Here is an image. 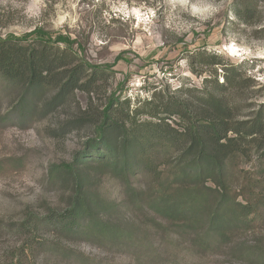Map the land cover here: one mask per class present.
<instances>
[{"label": "trees", "instance_id": "16d2710c", "mask_svg": "<svg viewBox=\"0 0 264 264\" xmlns=\"http://www.w3.org/2000/svg\"><path fill=\"white\" fill-rule=\"evenodd\" d=\"M256 8L245 0L233 11L253 25ZM39 33L0 39V77L24 88L19 116H36L43 89L53 91L44 110L83 93L88 100L78 104L71 127L89 126L93 134L71 161L52 169L69 190L63 212L23 228L36 235L47 224L86 240L106 234L113 247L135 249L139 264H159L157 252L171 235L188 238L200 253L234 241L242 220L264 204V181L243 173V163L264 159V104L240 103L254 96L255 78L202 50L188 57L202 86L149 89L134 100L110 92L106 71L83 61L73 43ZM105 177L115 195L101 190ZM60 245L27 244L0 264H63Z\"/></svg>", "mask_w": 264, "mask_h": 264}, {"label": "rangeland", "instance_id": "374dc122", "mask_svg": "<svg viewBox=\"0 0 264 264\" xmlns=\"http://www.w3.org/2000/svg\"><path fill=\"white\" fill-rule=\"evenodd\" d=\"M238 1L245 2L0 0V39L30 34L26 39L32 40L39 38V32L65 39L83 61L106 71L110 92L134 100L148 97L149 89L202 86L203 78L191 71L188 57L207 50L240 64L255 78L254 96L243 97L241 104H264V0H254L253 25L235 16ZM23 91L0 77V261L27 244L48 241L61 244L63 264H139L135 249L113 247L106 234L98 232L86 240L82 234L62 233L47 224L39 226L36 235L30 232L35 221L62 213L67 206L70 194L63 174L52 169L71 161L93 130L71 127L78 104L88 100L85 94L77 93L72 103L44 110L53 91L43 89L38 93L36 116L23 117L17 108ZM243 167V173L264 181V159L245 162ZM100 188L111 195L117 191L107 177ZM260 206L242 220L238 237L227 246L200 253L188 238L171 235L161 243L157 263L264 264V204Z\"/></svg>", "mask_w": 264, "mask_h": 264}]
</instances>
